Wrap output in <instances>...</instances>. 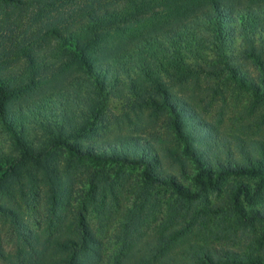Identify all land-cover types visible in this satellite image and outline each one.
Segmentation results:
<instances>
[{
  "label": "trees",
  "instance_id": "trees-1",
  "mask_svg": "<svg viewBox=\"0 0 264 264\" xmlns=\"http://www.w3.org/2000/svg\"><path fill=\"white\" fill-rule=\"evenodd\" d=\"M69 1L0 0V196L7 199L0 200V219L14 235V252L0 247V258L5 264L240 262L243 255L236 260L225 248L193 242L160 256L179 233L176 226L137 245L143 234L136 233L142 218L136 207L122 214L114 234L119 245L105 259L101 240L82 215L55 229L52 220L32 229L20 210L8 203L32 193L59 204L68 183L53 161L60 149L75 160L139 166L146 192L160 184L185 201L200 200L227 177H239L230 193V209L245 226L264 221V206H258L264 201V141L254 140V149L242 148L240 161L207 160L194 148V132L184 122L195 112L167 84L198 81L219 70L264 100V55L256 46V40L264 38V0H91L80 7L79 17L51 21L30 38L6 36L5 29L14 32L15 25L7 22L14 8L4 7L38 5L32 14L36 22ZM238 36L250 46L257 74L238 61L234 44ZM208 52L216 61L207 59ZM127 93L138 105L169 111L168 121L180 143L173 151L195 163L189 173L191 185L174 173L156 170L159 158L150 139L129 132L106 135L108 118L103 110L110 98ZM4 140L10 143L8 151ZM91 183L92 198L101 206L96 184ZM260 239L264 240V223ZM245 258L264 264L259 255Z\"/></svg>",
  "mask_w": 264,
  "mask_h": 264
},
{
  "label": "rangeland",
  "instance_id": "rangeland-1",
  "mask_svg": "<svg viewBox=\"0 0 264 264\" xmlns=\"http://www.w3.org/2000/svg\"><path fill=\"white\" fill-rule=\"evenodd\" d=\"M89 1H69L36 22L32 14L38 5L4 7L5 10L14 8L8 14L7 22L15 25L12 26L14 32L7 29L4 32L11 38H30L51 21L60 22L79 17L80 7ZM263 42V37L258 38L256 46L262 49L264 55ZM234 44L240 64L250 73L257 74V68L249 56L250 46L247 42L238 36ZM207 59L216 61L217 58L208 52ZM200 64L204 66V63ZM213 74H204L198 81L188 83L168 80L167 84L175 97L186 100L195 112L192 118H186L184 122L194 132L196 151L207 160L240 161L242 148L254 149V140L264 141V100L249 86L226 78L224 72L214 70ZM103 115L108 118L104 126V129L107 127L106 135L129 132L150 139L159 158L156 170L161 174L174 173L183 184L191 185L189 173L195 168V163L182 153L173 151L180 143L175 138L172 123L168 121L170 115L166 108L154 109L150 105H138L135 97L127 93L124 97L110 98ZM39 141L40 138L34 140L35 143ZM2 144L5 151H8L10 143L4 140ZM260 154L257 151V155ZM53 161L58 163L68 182L63 194L58 197V205L54 206L45 196L39 197L32 193L26 198L17 196V201L8 203L20 210L23 222L32 229L44 226L49 220L53 221L51 228L55 229L67 225L75 216L82 215L101 240L106 259L109 251L119 245L114 243V234L119 232L122 214L136 207L142 217L136 233L143 234L137 245L146 243L157 231L165 232L173 226L179 229L175 238L159 252L160 256L175 253L193 242L214 250L225 248L236 260L243 255L242 260L236 264H253L247 261L245 254L264 257V240L260 239L261 224L264 221L245 226L238 222L234 210L229 206L230 193L239 177H227L219 189L208 192L200 200L185 201L173 194L168 186L160 184L151 186L146 192L142 187L139 166L75 160L60 149L55 150ZM92 181L96 184L94 191L97 198L102 200V208L93 200V192L89 190ZM0 200L4 203L7 201L1 196ZM262 205L264 201L258 204ZM0 247L5 252H14V235L1 219ZM218 262L224 264L222 259ZM232 263L235 262L229 264ZM0 264H5L1 258Z\"/></svg>",
  "mask_w": 264,
  "mask_h": 264
}]
</instances>
